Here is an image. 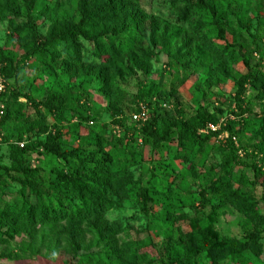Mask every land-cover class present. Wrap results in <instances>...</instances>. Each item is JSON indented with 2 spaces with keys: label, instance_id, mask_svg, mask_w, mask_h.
Returning a JSON list of instances; mask_svg holds the SVG:
<instances>
[{
  "label": "trees",
  "instance_id": "obj_1",
  "mask_svg": "<svg viewBox=\"0 0 264 264\" xmlns=\"http://www.w3.org/2000/svg\"><path fill=\"white\" fill-rule=\"evenodd\" d=\"M65 1L68 4L76 2L79 21L74 23L62 20L51 23L46 27L44 37L36 32L31 17L38 0H0V19H17L19 14L15 6L23 5L26 12L25 21L15 29L10 28V32L21 48L25 49L24 60L33 57L42 59L51 74L64 78L68 83L77 80L96 82L97 90L107 101V110L115 129H123L125 119V114L119 107L118 81L137 73L143 76L151 74L152 62L160 54L166 55L172 62L182 63L183 67L196 68H206L211 65L212 60L227 65L240 59L246 70V74L240 78L236 93V105L241 118L245 113L241 100L242 85L258 86L264 90V73L260 66H250L239 43L229 45L226 42L225 30L221 26L222 19L212 0H174L172 3L177 4L175 25L146 16L141 8L143 0ZM44 11L47 12L46 7ZM257 21L259 24L255 33L251 34L254 20L244 22L243 19L235 17L238 31L247 34L255 43L264 37V21L258 17ZM145 31L148 33V44L143 40ZM83 42L92 47L95 61L87 62L83 59ZM236 48L238 51H233ZM4 62L0 54V78L7 82L14 79L16 68ZM225 69L223 68L222 72L228 76ZM26 91H13L12 94L15 98L24 99L36 114L43 110L55 121H66L74 115L77 116L78 123L88 121V118H83L81 114L67 108L70 102L79 104L82 97L73 98L65 90L49 93L44 100L35 102L28 90ZM145 97L137 95L133 98V113L139 103L146 105L149 110L148 121L142 124L139 133L142 139V158L146 157L145 152L148 149L146 153L151 158L150 161H158L155 160V155L172 142L181 153L195 147L201 151L208 141L218 138L222 133L205 132L209 124L218 125L215 114L196 111L186 115L175 107L174 116L169 118L153 104L146 102ZM87 100L88 96L85 97V101ZM12 114L7 107L0 127L4 126L6 119L12 117ZM33 122V128L46 129L43 120L35 118ZM261 123L257 127L260 143L256 142L252 147V156L257 162L251 165L253 180L249 185L260 188V200L264 204V118ZM200 131L204 133L200 134ZM59 139L58 135H49L47 141L37 147L20 148L19 144L9 147V158L16 164V175L15 178L10 177V183L18 186L19 190L17 200L12 204H4L0 211V247L7 245L9 239L14 236L26 235L35 240L40 232L50 228L57 229L56 234L66 238L75 257L78 252H84L79 259L81 264H142L139 253L143 247L117 245L116 237L127 231L123 222L106 221L108 214H111L119 203L131 199L134 195L139 202L142 217L149 219V224L166 227L168 224L186 223L189 229L186 233L178 229L176 239L167 241L165 259L158 256L157 260L153 259L150 264H197L196 259L200 255L209 264H221L233 255L249 253L254 258L262 255L261 234L264 231V217L258 212V202L234 188L226 168L222 177L211 181L207 189L199 192L200 206L204 208L209 204L207 192H211L212 196L236 207L245 223L250 225L241 239L219 235L214 227V211L204 219H198L195 214L175 213L167 207L164 214H161V224L158 219H154V199L160 190L135 188L132 173L114 164V157L119 151L137 149L138 136L135 137L127 131L122 136L112 135L109 141L99 138L100 142L111 147V152L100 154V158L97 157L98 152H91L82 147L62 151ZM232 139L234 135L227 139L230 154L226 164L236 162L239 152H244L233 146ZM95 145H99V142ZM33 155L41 156L39 159L54 160L51 179L41 176L38 168L25 166V161ZM175 159L181 161L187 171L195 176V166L189 163V159L183 155H177ZM165 192L167 195L174 194L169 186L165 188ZM174 195L180 194L176 192ZM88 237L93 242L104 243L102 254H88ZM242 262L248 264L245 260Z\"/></svg>",
  "mask_w": 264,
  "mask_h": 264
},
{
  "label": "rangeland",
  "instance_id": "obj_2",
  "mask_svg": "<svg viewBox=\"0 0 264 264\" xmlns=\"http://www.w3.org/2000/svg\"><path fill=\"white\" fill-rule=\"evenodd\" d=\"M173 1L143 0L141 8L146 16L162 19L170 25H175L177 4H173ZM212 1L215 2L217 13L222 19L221 26L225 30L226 42L229 45L239 43L242 54L248 59L250 66L254 67L258 64L264 73V37L261 41L253 42L247 34L238 31L235 22V17L243 19L244 22L249 19L254 20L250 30V33L254 34L259 24L257 17L264 21V0ZM20 5L15 6L19 14L17 19L11 17L10 21L0 19V54L4 63L16 68L14 79L4 82L0 78V84L2 83L3 87L0 91V121L7 107L13 113L12 117L6 119L4 126L0 127V211L4 204H12L18 197L19 187L10 183V177L15 178L16 175V164L9 158L11 145L37 147L38 144L46 142L49 135H58L62 151L82 147L91 152H98L97 157L100 158L104 153L111 152V147L100 142L99 138L109 141L116 130L111 123L107 101L97 90L96 82L77 80L68 83L64 78L51 74L42 59L33 57L24 60L25 49L21 48L10 32V28L15 29L25 21L26 12L24 6ZM45 7L47 12L44 11ZM31 17L36 32L41 37H44L46 27L51 23L62 20L77 23L80 18L76 2L68 4L65 0H38ZM143 36V40L148 44L147 31ZM82 44L83 59L87 62L95 61L92 47L85 42ZM233 51L237 52L238 48ZM152 63L151 74L143 76L137 73L117 83L120 96L119 107L125 114V119L123 129H118L119 133L116 135L122 136L128 131L131 135L138 136V147L136 150L119 151L114 157V164L132 173L135 188L160 190L156 193L157 197L154 199L155 204L152 209L156 216L154 219H158L160 224L163 221L161 214H164L167 207L175 213L195 214L198 219H204L214 211L216 212L214 227L219 235L224 238L241 239L245 229L250 225L245 223L238 209L221 198L212 196L211 192H207L209 204L202 208L199 192L207 189L211 181L222 177L226 168L234 188L253 197L258 202L259 214L264 217V204L260 200L261 190L259 187L249 185V182L253 180L251 165L257 162V159L252 156V147L256 142L260 143L257 127L262 124L261 121L264 118V90L258 86L242 85L241 100L245 113L241 118L236 105V93L240 78L246 74V70L240 59L227 65L212 60L210 66L196 68L183 67L182 63L172 62L169 57L160 54ZM223 68H226L228 76L222 72ZM26 90L35 102L44 100L49 93L65 90L73 98L82 97L79 104L70 102L67 108L81 114L83 118H88V121L78 123L76 115L73 116L74 118L68 117L66 121H55L43 110H39V114H36V111L24 99L15 98L12 94L13 91L24 93L27 92ZM86 95L87 101H85ZM137 95L146 96V102L153 104L165 117L169 118L174 116L175 107L186 115L196 111L215 114L222 135L208 141L201 151L195 147L181 153L172 142L161 148L155 155V160L158 161H150L151 158L147 156L148 149L147 153L145 152L146 157L142 158L140 154L142 139L139 136L142 125L130 121V115L135 107L133 98ZM35 118L43 120L46 129L33 128ZM230 135H234L233 146L244 152H239L236 162L226 164L230 154L227 142ZM96 142H99V145L96 146ZM245 152L247 155L244 154ZM177 155L179 157L183 155L189 159V163L195 166V176L187 171L181 161L175 159ZM39 158L41 156L28 157L25 166L36 167L41 176L51 179L54 160ZM168 186L174 194L179 192L180 195H167L165 188ZM138 203L133 195L131 199L119 203L112 213L108 214L106 221L108 223L123 222L127 231L116 237L118 247L122 245L133 248L143 247L139 253V260L142 264H150L153 259L157 260L158 256L165 259L167 241L176 239L178 229L184 233L189 229L186 223L168 224L166 227L149 224V219L142 217ZM56 232L57 229L46 228L35 240L26 235L12 237L7 245L0 247V264H81L79 259L84 252H78L75 257L70 248L71 244ZM86 246L90 255L99 256L104 252V243L93 242L89 237L86 240ZM261 246L263 252L259 258H254L249 253L233 255L221 264H244L243 260L248 264H264V231L261 234ZM196 261L197 264H209L201 255Z\"/></svg>",
  "mask_w": 264,
  "mask_h": 264
},
{
  "label": "built area",
  "instance_id": "obj_3",
  "mask_svg": "<svg viewBox=\"0 0 264 264\" xmlns=\"http://www.w3.org/2000/svg\"><path fill=\"white\" fill-rule=\"evenodd\" d=\"M2 89H3V87H2V83H1L0 84V91H2ZM148 115H149L148 107L146 105L142 104V103H139L137 105L136 112L131 115V121L133 123H135V124H141L142 125V124H144V123H146L148 121ZM219 130H220V124H218V125L209 124L206 127L205 132L206 131L207 132L210 131V132H213L214 133V132H218ZM114 133L115 134L119 133L118 129H116ZM199 133L200 134H203L204 131H200ZM221 135L222 134H220L218 136V138L221 137ZM233 141H234V139H233ZM22 147H23V145L21 144L20 145V148H22Z\"/></svg>",
  "mask_w": 264,
  "mask_h": 264
}]
</instances>
